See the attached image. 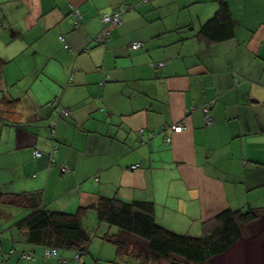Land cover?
I'll return each mask as SVG.
<instances>
[{"label":"crops","instance_id":"obj_1","mask_svg":"<svg viewBox=\"0 0 264 264\" xmlns=\"http://www.w3.org/2000/svg\"><path fill=\"white\" fill-rule=\"evenodd\" d=\"M124 4L135 7L97 42L102 14ZM0 57L14 99L0 104V191L19 198L0 200V264H69L74 250L46 256L27 242L18 222L33 207L152 201L158 223L193 236L223 210L264 208V0H0ZM84 226L102 251L84 264H171L136 244L119 256L107 238L116 228L94 212ZM257 227L225 254L241 241L261 247Z\"/></svg>","mask_w":264,"mask_h":264},{"label":"trees","instance_id":"obj_2","mask_svg":"<svg viewBox=\"0 0 264 264\" xmlns=\"http://www.w3.org/2000/svg\"><path fill=\"white\" fill-rule=\"evenodd\" d=\"M222 4L224 9L226 4ZM222 8L217 11V15L224 11ZM4 63V59L0 57V104H9L14 99L4 92L1 85ZM11 194L0 191V200L19 202L18 194ZM89 212H94L100 221L119 228L117 234L107 237L116 245L119 256L128 251L131 244H136L148 253L169 260L171 264H208L239 241L246 228L252 232L257 229L259 219L264 215V208H249L244 212L223 210L204 221L203 234L193 236L178 233L158 223L152 201H127L116 196L101 195L95 203L81 205L73 213L33 207L32 212L18 222V226L26 229L28 243L56 247L58 252L74 250V256L67 257L71 259L67 263L79 264L75 260V254L83 257L92 240V233L84 226V219ZM258 232L260 230L254 233ZM259 237L261 234L250 236L252 239Z\"/></svg>","mask_w":264,"mask_h":264},{"label":"built area","instance_id":"obj_3","mask_svg":"<svg viewBox=\"0 0 264 264\" xmlns=\"http://www.w3.org/2000/svg\"><path fill=\"white\" fill-rule=\"evenodd\" d=\"M135 7V4H124L122 6H120L118 9H116L114 12L112 13H104L102 14V21L104 23V27L102 29V31L96 36V41L99 42V43H103L105 42L106 40H108L109 38V35H110V29H109V25H116V24H120L122 23V12L123 11H126L127 9L129 8H133ZM72 17H73V20L75 22V25H79L80 23V20H81V12L76 9V8H72ZM144 43L142 41H135L131 44V47L133 48H139L143 45ZM67 46V44L65 45ZM158 65H163V63L161 62L160 64ZM210 109H211V105H206L205 107H203V111L205 113V117H206V122L207 124H212L213 123V118L211 116V113H210ZM61 113L63 115H68L69 114V110L66 109V108H61L60 109ZM184 125L182 123H178V124H173L169 127V129L173 132H179V131H182L184 129ZM167 127H162L160 129V131H164ZM139 135L143 137L144 133H143V130H140L139 131ZM166 141L167 142H170L171 141V137L170 136H166ZM56 148L57 146L56 145H52V149L50 151V160H51V164H54V161H55V153H56ZM34 156H40L42 154V151L38 148H35L34 149V152H33ZM139 167V163H136V164H133L131 166V168H137ZM62 170L65 172V171H68L69 169L67 167H62ZM58 254V248L56 247H46L45 249V255L46 256H53V255H57ZM20 257L21 259L23 260H32L34 258V254L32 252H26V251H23L21 252L20 254ZM75 260L78 261L79 264H84V258L82 256H80L79 254H75ZM61 261L63 262H68V261H71V259H68L67 257H62L61 258Z\"/></svg>","mask_w":264,"mask_h":264},{"label":"rangeland","instance_id":"obj_4","mask_svg":"<svg viewBox=\"0 0 264 264\" xmlns=\"http://www.w3.org/2000/svg\"><path fill=\"white\" fill-rule=\"evenodd\" d=\"M259 223H260V226L262 227V231H261V233H259V234H261V237H259V238L263 239V242H262L263 245L261 247L256 246L254 248L249 249V246H246V244L242 243V241H241L240 243L236 244L228 253H226L223 256H219L214 260H211L208 264H264V219L262 222L260 221ZM112 226L116 228L115 231L114 230L112 231L113 234H117L119 232V228L114 226V225H112ZM112 232L109 235H112ZM245 233H247L248 236L250 234H252V232L249 228H246ZM92 236H94L93 233H92ZM92 250L96 254L97 253L102 254V251L100 250V245L98 243L96 244V242H91V244L89 246V253L85 254L83 256V258H86V257L91 258ZM137 250H139L138 245L136 247V251ZM65 252H67V251H61L60 255L66 256V255H63V253H65ZM72 256H74V253H72ZM59 258H60V256H59ZM107 258H108V256L105 257L106 260H108ZM111 259H114V258H111ZM93 262H94V260H93ZM136 263L137 262L135 259L129 261V258L127 260H126V258L122 259V260L115 259L112 262L101 261V264H136ZM149 264H153V262L150 261Z\"/></svg>","mask_w":264,"mask_h":264}]
</instances>
